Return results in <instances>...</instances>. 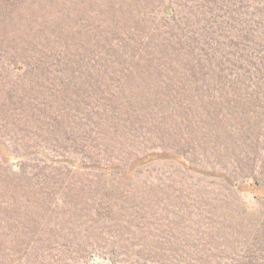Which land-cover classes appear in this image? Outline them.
Instances as JSON below:
<instances>
[{
	"label": "rangeland",
	"instance_id": "374dc122",
	"mask_svg": "<svg viewBox=\"0 0 264 264\" xmlns=\"http://www.w3.org/2000/svg\"><path fill=\"white\" fill-rule=\"evenodd\" d=\"M259 77L264 0H0V264H264Z\"/></svg>",
	"mask_w": 264,
	"mask_h": 264
},
{
	"label": "trees",
	"instance_id": "16d2710c",
	"mask_svg": "<svg viewBox=\"0 0 264 264\" xmlns=\"http://www.w3.org/2000/svg\"><path fill=\"white\" fill-rule=\"evenodd\" d=\"M253 81L251 82V84L253 83L254 86H256V85L257 86H261V85L264 86V77L256 78L255 81L254 82ZM144 96H149V95H143V97H138V95H136V94L130 95V96L127 97V98H129L127 100V103H131V102H135V101L138 102L139 99L140 100H146V101L148 100V102H152V103H150L151 107L152 108H156V104H155L156 100L155 99L154 100L150 99V97L145 98ZM158 156H176V153H173V152H170V151L169 152H164V153H151V154H148V155H146L144 157L136 159L135 163L133 164V166L135 164H140V163H142L144 161L149 160L150 158L158 157Z\"/></svg>",
	"mask_w": 264,
	"mask_h": 264
}]
</instances>
